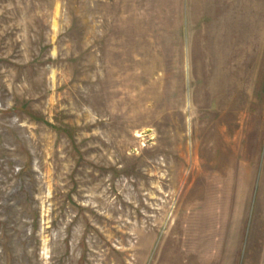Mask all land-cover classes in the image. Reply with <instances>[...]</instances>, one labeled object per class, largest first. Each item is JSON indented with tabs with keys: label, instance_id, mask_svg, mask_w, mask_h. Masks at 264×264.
Wrapping results in <instances>:
<instances>
[{
	"label": "rangeland",
	"instance_id": "1",
	"mask_svg": "<svg viewBox=\"0 0 264 264\" xmlns=\"http://www.w3.org/2000/svg\"><path fill=\"white\" fill-rule=\"evenodd\" d=\"M0 264H264V0H0Z\"/></svg>",
	"mask_w": 264,
	"mask_h": 264
}]
</instances>
